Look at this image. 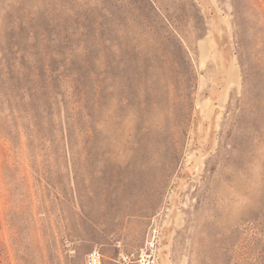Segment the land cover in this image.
<instances>
[{
    "label": "rangeland",
    "instance_id": "rangeland-1",
    "mask_svg": "<svg viewBox=\"0 0 264 264\" xmlns=\"http://www.w3.org/2000/svg\"><path fill=\"white\" fill-rule=\"evenodd\" d=\"M264 264V0H0V264Z\"/></svg>",
    "mask_w": 264,
    "mask_h": 264
},
{
    "label": "built area",
    "instance_id": "built-area-1",
    "mask_svg": "<svg viewBox=\"0 0 264 264\" xmlns=\"http://www.w3.org/2000/svg\"><path fill=\"white\" fill-rule=\"evenodd\" d=\"M105 256L99 250L91 251L86 258V264H104Z\"/></svg>",
    "mask_w": 264,
    "mask_h": 264
}]
</instances>
